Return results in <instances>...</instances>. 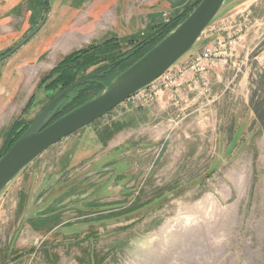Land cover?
<instances>
[{
    "label": "rangeland",
    "instance_id": "obj_1",
    "mask_svg": "<svg viewBox=\"0 0 264 264\" xmlns=\"http://www.w3.org/2000/svg\"><path fill=\"white\" fill-rule=\"evenodd\" d=\"M45 1L0 0V56L48 13L0 60V154L59 92L48 76L66 55L111 38L130 49L199 0H119L117 20L103 0ZM207 44L219 54L196 87L122 102L8 184L0 264H264V0L226 1L193 50Z\"/></svg>",
    "mask_w": 264,
    "mask_h": 264
},
{
    "label": "water",
    "instance_id": "obj_2",
    "mask_svg": "<svg viewBox=\"0 0 264 264\" xmlns=\"http://www.w3.org/2000/svg\"><path fill=\"white\" fill-rule=\"evenodd\" d=\"M226 1L228 0H201L168 35L134 64L114 77L98 94L50 123L56 111L49 115L48 113L64 95L85 81L96 80L94 76L116 66L121 59L87 74L60 90L0 158V194L46 149L105 116L128 97L155 81L186 54L194 53L196 50L193 49L196 48L198 40ZM47 16L46 13L39 27L44 24ZM19 47L20 45L16 46L6 56Z\"/></svg>",
    "mask_w": 264,
    "mask_h": 264
},
{
    "label": "trees",
    "instance_id": "obj_3",
    "mask_svg": "<svg viewBox=\"0 0 264 264\" xmlns=\"http://www.w3.org/2000/svg\"><path fill=\"white\" fill-rule=\"evenodd\" d=\"M200 1L201 0H199L195 5L199 4ZM43 2L46 3V11H48V1L43 0ZM191 10L189 9L188 11L178 15L170 23H166L158 30L147 36L144 40L136 42L133 47L125 51L121 50L122 44L119 43L117 39L111 38L104 42L91 44L86 48L66 55L52 70L50 74L51 76H48L51 79L49 85H51L52 89L55 88L58 91L84 76L81 75V71L86 69L87 66L94 65L99 62L104 63L99 66V68H102L119 59H121V62L103 74L93 77L98 80L85 81L78 85L73 91L64 95L56 105V115L58 117L62 116L98 94L105 86V84L100 81L101 79L107 78V82L109 83L112 78L134 64L150 49L157 45L166 35H168L179 23H181L188 16ZM58 83H61L62 87L58 88ZM67 99H70V101L60 106V104ZM18 124L19 123H17V125ZM17 125L14 124L16 127H13V132L9 139H7L6 146L2 150L0 157L10 148V146L17 140L29 124L24 122L18 126Z\"/></svg>",
    "mask_w": 264,
    "mask_h": 264
},
{
    "label": "built area",
    "instance_id": "obj_4",
    "mask_svg": "<svg viewBox=\"0 0 264 264\" xmlns=\"http://www.w3.org/2000/svg\"><path fill=\"white\" fill-rule=\"evenodd\" d=\"M218 49L210 46V44L203 46L199 50L191 54L190 58L182 64H175L155 81L146 87L140 89L125 101L131 107H138L154 100L163 90L167 89L172 83H178L180 86L184 82L182 78L190 77L194 87L200 82L196 76L200 79H204L203 73H205L210 64H214L218 56ZM193 75V77H192Z\"/></svg>",
    "mask_w": 264,
    "mask_h": 264
},
{
    "label": "crops",
    "instance_id": "obj_5",
    "mask_svg": "<svg viewBox=\"0 0 264 264\" xmlns=\"http://www.w3.org/2000/svg\"><path fill=\"white\" fill-rule=\"evenodd\" d=\"M107 1H109V2L107 3ZM109 5H112V8L109 7ZM96 8L99 10L100 14H103L106 17L108 16V13L112 11V14H113L115 20H117V18L120 17L121 11H122V5H120L119 0H103V1H101V3L98 4V7H96ZM67 34H69V35H67L69 37L65 38V37H67V36H65L64 39L61 40V41L65 42V44H66L65 45L64 43H62V48L64 47L63 48L64 51L66 49L72 47L76 42V40H74V38H73V36L75 34L73 31L68 32ZM197 45H198V42H197ZM202 46L203 45L197 46V49L202 48ZM188 55H189V53L187 54V56H185V58L184 57L182 58L183 61L180 60L179 62L182 61V63H183V62L187 61V59L190 57ZM186 97H187V95L184 94L183 99H185Z\"/></svg>",
    "mask_w": 264,
    "mask_h": 264
},
{
    "label": "flooded vegetation",
    "instance_id": "obj_6",
    "mask_svg": "<svg viewBox=\"0 0 264 264\" xmlns=\"http://www.w3.org/2000/svg\"><path fill=\"white\" fill-rule=\"evenodd\" d=\"M46 12H47V11H46ZM47 14H48V13H47ZM44 17H45V16H44ZM44 17L42 18V20L44 19ZM46 19H47V18H46ZM42 20H41V22H42ZM41 22H40V23H41ZM45 22H46V20H45ZM45 22H44V24H45ZM40 23H39V24H40ZM44 24H43V25H44ZM43 25H42V26H43ZM42 26H41V27H42ZM41 27L38 26L37 29L35 28V29H36L35 31H33L29 36H26V37L24 38V40H22V42H20V43L17 44L16 46L20 45V47H21V46H22L25 42H27V41H28V40H29V39H30V38H31V37H32V36H33V35H34V34H35V33L41 28ZM16 46H14V47L11 48L10 50H8L7 53H8L9 51H11L12 49H14ZM20 47H19V48H20ZM17 49H18V48H16V49H15L10 55H12ZM7 53L1 55V56H0V60H3V59H5L7 56H9V55L6 56ZM3 56H4V57H3ZM115 77H116V76H115ZM94 79H96V78H94ZM112 79H113V78H112ZM112 79L110 80V82L112 81ZM96 80H98V79H96ZM99 80H100V79H99ZM100 81H101L103 84H105V86L108 85V84L110 83V82H109V83L107 82V78L101 79ZM105 86H104V87H105ZM53 97H54V96H53ZM53 97H52V98H53ZM52 98H51V99H52ZM51 99H49V100L45 103V105H46ZM57 104H58V103H57ZM57 104H56V105H57ZM45 105H44V106H45ZM56 105L50 110V112L48 113V115L51 114L53 111H56ZM44 106H43V108H44ZM43 108H42V109H43ZM42 109H41V110H42ZM56 113H57V111H56ZM38 114H39V113H38ZM48 115H47V116H48ZM36 117H37V116H36ZM59 117H60V116H59ZM59 117H58L57 115H55V116L53 117V119L50 121V123L53 122L54 120H56V119L59 118ZM33 121H34V120H33ZM33 121H32V122H33ZM32 122H31V123H32ZM31 123H29L28 126H30Z\"/></svg>",
    "mask_w": 264,
    "mask_h": 264
}]
</instances>
